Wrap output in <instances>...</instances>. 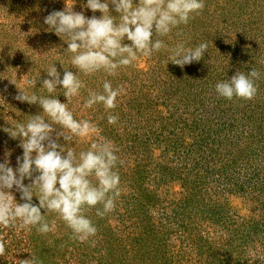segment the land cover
Masks as SVG:
<instances>
[{"label":"rangeland","instance_id":"obj_1","mask_svg":"<svg viewBox=\"0 0 264 264\" xmlns=\"http://www.w3.org/2000/svg\"><path fill=\"white\" fill-rule=\"evenodd\" d=\"M86 4L0 0V163L7 159L15 169L23 155L22 138L4 129L43 114L39 103L15 98L20 90L68 102L62 86L52 94L42 88V81L50 79V65L61 79L65 70L79 71L71 64L72 54L65 53L67 43L44 19L66 6L89 18L103 15ZM204 4L187 24L154 37L169 48L207 42L200 61L181 68L161 49L139 56L115 76L103 70L79 72L85 87L68 107L99 132L69 142L61 137L59 143L78 154L104 137L119 157L115 170L121 195L115 209L103 217L96 215L101 205L85 206L83 212L97 234L84 242L74 239L57 213L42 209L50 224L56 221V230L42 234L37 226H0L6 243L0 264H18L31 255L41 264H264V0ZM109 9L119 16L113 5ZM253 67L260 72L253 99L229 100L216 93L217 82ZM105 80L124 89L116 108L98 104L85 109L89 90L102 92ZM109 113L118 115L117 123H108ZM11 191L18 203L24 202L15 187ZM33 203H39L36 196Z\"/></svg>","mask_w":264,"mask_h":264},{"label":"clouds","instance_id":"obj_2","mask_svg":"<svg viewBox=\"0 0 264 264\" xmlns=\"http://www.w3.org/2000/svg\"><path fill=\"white\" fill-rule=\"evenodd\" d=\"M110 4L119 13L118 17L111 14ZM86 7L103 15L89 18L66 6L44 19V23L67 43L65 53L72 54L71 64L79 71L74 74L65 70L61 79L55 64L50 65L47 70L50 79L42 81V88L49 94L55 93L58 85L62 86L67 103L56 96L28 95L22 90L15 97L21 102L39 103L43 114L30 116L26 123L4 129L12 138H22L23 155L17 157L15 169L7 159L0 163V226L25 229L37 226L42 234L53 232L56 221L50 224L42 214L43 209L46 213H57L72 230L74 239L84 242L95 236L97 227L83 212L85 206L101 205L96 215L103 217L115 209V201L121 195V178L115 170L119 157L113 142L104 137L94 140L86 151L78 154L71 148L65 150L66 147L59 143L61 137L69 142L73 137L88 138L99 132L91 121L76 119L68 107L85 87L79 72L90 75L103 70L115 76L120 68L130 66L139 56L150 57L161 49L169 53L172 63L183 68L200 61L208 49L207 42L195 47H185L181 42L169 48L162 39H154L187 24L194 14L203 10L204 0H138V3L136 0H87ZM125 39L131 44L124 43ZM259 79L260 72L255 67L250 73L237 71L230 80L217 82L215 91L229 100L234 97L251 100L258 92L256 81ZM123 91L122 86L114 88L105 80L102 92L89 90L83 107L88 109L102 104L105 110L115 109ZM118 119V115L111 113L107 116L110 125ZM54 125L61 131L58 132ZM25 179L31 183L25 185ZM14 187L21 193L23 203H18L13 195ZM33 196L38 198V204L33 203ZM5 251L6 243L0 239V256ZM18 264L41 262L31 255L30 259L19 260Z\"/></svg>","mask_w":264,"mask_h":264}]
</instances>
